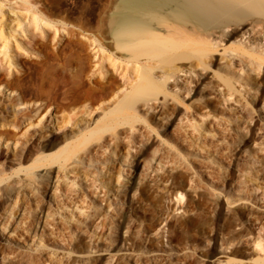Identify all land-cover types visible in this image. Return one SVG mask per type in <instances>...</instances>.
I'll return each mask as SVG.
<instances>
[{"label":"rangeland","instance_id":"rangeland-1","mask_svg":"<svg viewBox=\"0 0 264 264\" xmlns=\"http://www.w3.org/2000/svg\"><path fill=\"white\" fill-rule=\"evenodd\" d=\"M29 6L41 18L52 21L51 24L54 28L50 29V33L55 30L56 35L54 38L52 34L48 38L47 30L43 27L42 23L39 25V31L33 32L28 28L27 21L23 20L25 13L24 11L22 12V7L29 8ZM21 12L24 13L22 16ZM117 12L118 0H0V30L2 29V32L0 31L2 33V35L0 33V45L1 37L3 36L10 43L9 48L5 51L6 56H9L8 58L1 53L3 49L0 47V264H136V261L139 259V257L137 259V256L141 254L140 257L145 262L147 259L150 264H180L183 261L186 264H241L240 262L242 264H254L258 262L264 256V252H259V249L253 244L255 242L254 239H256V242L259 239L260 243L264 245V153H261L262 155L259 154L263 152L259 149L264 145V135H262V132L264 134V62H262L264 60V49H262L264 48V24L262 25L263 27L261 26L263 29L261 27H259L260 29L258 28L259 31L258 29H251L250 20L256 19L255 14L244 19L242 26H239L240 29L237 27V30H235V27L231 30V32L234 30L232 34L228 31L231 35L227 32L224 34H228L229 36L223 35L220 37L221 43L218 44L216 51L212 52L213 54L211 53L212 60L208 69L202 71L200 68L196 69V73L198 76H201V79H199L200 82H197L196 85H194L195 83L189 85L190 89L193 90L189 98H177L179 104H183L182 107L177 106L176 108L175 102H171L172 104L170 103L171 105L168 104L167 106V109L169 106L171 108L169 112L174 109L175 114H180L178 117H183L184 113H187L188 117L192 119V114L196 111L195 120L193 118L192 123L195 122V125L199 123L197 125L199 130L190 127H183V129L178 124L161 131L158 126V118L156 120L147 119L146 122L138 121L134 123L136 129H139V132L136 131L134 133V139L137 142L136 146L138 147L139 143H143V141V144L147 145L146 150H142L141 145L138 147L139 150L137 148V151H140L141 148L138 155L140 161H143L141 166L142 164L144 167L148 166L154 157H160L162 161L166 162L163 174L161 171L151 172L154 173L151 175L152 177L156 173L155 179L158 177V181L155 179L154 181L150 180V172H147V169L133 172V169L126 167L127 163L123 161V158H125L127 148L125 149L123 143H120L122 145H118V158L113 159L115 169L113 167L111 171L108 170V172L104 173L91 172L94 174H91V176H97L98 179L101 177L103 182L109 185L107 188L109 191L105 189L104 191L107 192L109 199L106 198L113 206L111 205L110 209L107 208V204L105 203L102 204V207L91 206L93 208L98 207L100 209L99 212H104H101L102 214L112 212V207L117 208L121 206L122 200H124V206L127 205L125 203L127 195H124L125 193H123L122 189L124 187L122 186H126L127 183L129 184V181L126 182L127 178L130 180L135 174L138 176L140 181L136 185V187L138 186V190H134L136 193H134V197L129 198L131 203L128 209H126L129 211H127L129 221H133L132 223H134L130 224L135 232V239L141 235V238H139L140 241H143L140 242L139 238L137 239V242L140 244H138L137 250L127 249L118 251V232H115V235H107L108 229L104 227V240L100 241L96 236L92 238L93 236L89 233V230L88 232L86 231L88 228H84L80 224V222L82 223V218H77L74 212L72 213V220L70 219L68 212L70 209H67L66 212L65 210H56L53 207V197L49 191V186H45V181L39 177L41 173H44L42 172L44 169L32 170L34 177L31 179L25 177L24 174L26 172H15L20 167L24 168L32 163L31 160L42 151L38 148V145L40 147V143H44V140L60 141L64 135L75 137L79 135V131H85L95 125L94 121L100 117L99 115H101L103 106L108 104L105 102L100 107L101 87L99 86L102 83L106 85L104 88L108 89L111 86L110 84L117 83L116 80L118 79V85L115 84L118 86V93L124 91V88L126 89V83L122 84L124 83V79L120 75V70L115 72L108 62L104 63L105 66L107 65L112 68H108V71L103 70L101 75H104H99L98 71L95 70L96 66L98 68V54H101L96 53L100 51L98 46L96 47L97 41L101 39L100 37L104 36L107 38H102L107 43L106 47H103L105 50L104 54L107 55L109 53L112 55L111 53H113V46L108 43L107 34L112 25L110 21L111 16ZM16 22L20 25V28ZM68 29L74 30L75 35L66 34V30ZM230 29L229 27L228 30ZM262 30L263 32L261 33L260 31ZM80 31L83 32L79 33ZM244 31L247 33L244 34V38L247 37L245 41L242 39L244 46L240 45L246 48L240 49V46L237 45L239 41L236 43V40H239V35L241 37ZM237 35L238 37H236ZM96 39L98 40L96 41ZM248 39L250 41L247 42ZM257 45L260 46L258 47ZM224 49H237L240 51V55L231 52L226 53V55L223 53ZM246 54L252 58L247 57L248 55L246 56ZM258 58L262 59V61L258 60ZM231 59L234 61L232 62ZM8 60L9 62H7ZM259 61L261 62L259 69L261 71L260 73L259 71L255 73L254 70L257 69L256 62ZM187 62L182 65H180L181 63H177V66L187 68L190 63L188 62L187 64ZM253 62L255 63L253 64ZM110 74L116 80L112 79ZM130 74L132 75L131 71ZM78 75L81 78L77 77L76 79L75 76ZM130 77L133 79L132 76ZM224 77L225 79L230 77L232 82L235 80L233 85L237 81L233 89L237 90L232 92L234 94L231 93L233 97L231 95L230 97H227L228 95L225 96L227 94L226 88L223 91V88L219 87L223 85V82L220 80ZM94 78L96 81L99 80L101 82L99 86H96L98 83L94 82ZM238 82H242L241 85L243 84L242 86L244 87L240 86L239 88L238 84L240 83ZM97 88L100 90L98 91ZM218 89H221L222 91H220L225 94L221 92L218 94ZM97 91L100 93H97ZM224 97L229 98V103L225 105L226 107L221 104V99H224ZM180 101L182 102L180 103ZM87 102H90L89 105L93 102L94 105L92 103L91 106L96 108L93 109L95 111L89 115L90 117L82 114L84 109H86L83 108L84 105L85 107L88 105L86 104ZM183 106H187L189 111L183 113V109L181 108H187ZM82 108L83 111L81 112ZM174 111L172 112L174 113ZM74 112H76L75 115ZM96 112L99 114H96ZM92 114L93 117H91ZM238 114L239 116H237ZM65 115L68 119L70 118V121L68 124L67 122L64 123L65 126L62 128V121L67 119ZM216 115H218L217 118ZM201 116L204 117L201 118ZM211 116H214V120H212L213 117ZM14 117L16 120L11 122V120H14L12 119ZM60 117L64 119H60L62 120L61 122L57 120ZM4 118L6 122H4ZM216 119L217 123L214 122ZM208 121L214 123H209ZM248 122L250 126H247ZM74 123L76 124L74 125ZM260 124H263L262 127H260ZM141 125L145 127L141 128ZM122 128H129V126L119 127V129ZM188 128L189 130H187ZM245 128H253V132L262 128V132H256L257 136L260 137L256 135L249 137V134H246ZM142 129L145 131L148 129V132H142ZM158 130L161 132L159 133ZM194 130L197 133H193ZM123 131L128 133L126 132L128 131L127 129ZM73 133H76L75 136ZM140 133L141 136H139ZM181 135L187 138V140ZM142 136L145 140L141 139ZM196 138L198 139L195 140ZM35 149H37V152H35ZM25 150H27L28 154ZM43 151L42 153L44 154L52 152L48 149ZM31 153L35 156H32ZM73 161L79 162L77 158L73 159ZM176 161L182 164L176 163ZM86 163L85 159L81 163V166L82 164L84 165L82 166L84 171ZM122 164H124V168ZM81 166V170L79 169L80 172H78V177L80 176L78 182L85 176V172H82ZM55 170H57V167ZM121 170H124V172H120ZM58 173L59 180H65L64 184L69 183L74 178V173ZM96 173L97 175H95ZM119 173L123 175L119 177L121 182L119 181L118 184L121 183V185L116 184V177ZM35 174L40 175H37V178H35ZM172 175H176V178L172 179ZM2 178L4 181H2ZM148 179L149 182L147 181ZM61 181L60 184L62 183ZM232 182H234V185H232ZM76 185L75 189H80L78 184ZM175 186L185 188L184 194L186 196L179 202L177 201V197L180 198V196H172L171 190L173 191L172 188ZM98 200L94 199L97 202L96 205H99ZM132 203L133 205H131ZM185 204L191 205V209L187 208L184 210ZM40 206L43 208L45 206V209H48L47 211L50 212L48 213L50 216L46 219L45 224L47 225H45L46 228L44 229L38 226L40 224ZM137 209L140 210L138 211ZM144 209L148 215H144L146 214ZM149 210H153L152 213ZM107 213L104 215L106 223L108 222ZM188 214L193 216V221L188 223L187 229L185 227L178 229L180 233L184 230V235L182 234L181 236L178 233V237H174L176 233L173 232L171 234L166 227L161 233L162 227L168 221L172 223L179 217L183 219L184 217L185 219L191 217ZM51 215H54L53 220ZM162 218L165 221L159 227L160 231H158L160 234L157 235L159 237H155L158 241L154 239L155 242H152L151 247H149L150 250L146 254V249L141 248V245L146 247L147 241L154 235L152 233V236L148 235L147 237L145 231L151 234L152 228ZM194 218H196L197 222H195ZM148 222H151L154 226L152 225V228H150L151 225ZM81 227L83 230H81ZM76 230H79L80 233ZM122 232L120 235L123 234ZM173 234L175 239L172 241L167 240ZM233 256L234 258H232ZM186 257L188 260L191 259L188 261ZM229 257L233 260L228 259ZM258 257L261 258L255 262L254 259ZM149 262L146 263L149 264Z\"/></svg>","mask_w":264,"mask_h":264},{"label":"bare ground","instance_id":"bare-ground-1","mask_svg":"<svg viewBox=\"0 0 264 264\" xmlns=\"http://www.w3.org/2000/svg\"><path fill=\"white\" fill-rule=\"evenodd\" d=\"M25 3L28 4V2H26V1H25ZM22 8H23L22 12L24 11V13H25V16H23V20L27 21L26 22L27 26L29 29H31V31H33V32L39 31L40 30L39 25H40V23H42L43 27H45L47 30L48 38H50L49 36L51 34H52L53 38L55 37V35H56L55 30L52 31L53 33L55 32L54 34L52 32L50 33V29L54 28V26L51 24L52 21L41 18V16L37 15V13L34 10H31L30 6H29V8L28 7H22ZM22 12H21V16L24 14ZM252 14L256 15V17H255L256 19L250 20L251 25L250 24L249 25L251 26V29L255 30L264 24V0H118V12L115 14H112L111 20H110L112 25L110 27V30L108 31V34H107L108 35V43L113 46V48H112L113 53H111L112 52L111 51L110 53L112 55H110L109 53L107 55L104 54L105 50L103 49V47H106V45H107V43H105V41H104L105 39L102 40V38L104 36L100 37L101 39H99V40L96 39V41L98 40L96 47L98 46V48L101 51V52L97 51L96 53H101L100 54L101 56L98 54V56H99L98 57V68H96L97 67L96 66L95 70L98 71L99 75H101V73H103V70L108 71V68H112V67L115 70V72L117 70H120V75H121L122 79H124V83H122V84L124 85L126 83V85H127L126 89L124 88V91H122V92L120 91V93H118V89H117L118 84L117 83L119 81H118V79L116 80L112 77L113 73L110 74V77H112V79L116 80L117 83L115 82L113 84L114 86L112 84H110L111 86H109L108 89L104 88V86L106 87L105 84L103 85V83H102L100 85L99 83H101V82H99V80L96 81V79L94 78L95 79L94 82L98 83V85H96V86L100 85L99 87H101V90L99 88H97L98 91L99 90L101 91L100 107L103 106L101 104H103L105 102L108 103V104L103 106V110L101 109L102 112H101V115H99L100 117L94 121L95 125L93 124L94 126H92V128L90 127L89 129H87L85 127L87 129L85 131H82L81 129H79L81 131H79V133H78L79 135L77 134L78 136H75L76 133L75 134L73 133L75 137H71L70 135H64L61 138V140L59 139L60 141H58V140L57 141L44 140L45 142L40 143L41 146L39 147V145H38V148H40L42 151L48 149L49 151L51 150L52 152L48 153V154H44L41 151L35 158H33V160H31L32 163L30 165L28 164L29 166L24 167V168L20 167L17 171H15V170L14 171L15 172H21V171L26 172V174H24L25 177L26 178L28 177L29 179H31L34 177V174H33L34 172L32 170H36V169L40 170L41 168H42V170L44 169L45 171L41 170L44 173L43 174L41 173V175L35 174L36 175L35 178H37V175H40L39 177H41L42 180L45 181V184L44 183L43 184L45 186H49V191L53 197V199H52L53 207H55L56 210H61V211L65 210V212H66L67 209H70V210H68L69 215H70V219L72 220V213L74 212L75 216H77V218H82V223L80 222V224H82L84 226V228L85 227L88 228L87 230L86 229L85 230L87 232L89 230V233L93 236L92 238H94V236H96L98 239H100V241L104 240V232H103L104 227H107V229H108L107 235H112L115 232L116 233L118 232V251L127 250V249H132L133 251L137 250L138 244H139L137 242V239L141 235L139 234L140 236L137 237V239H135V235H134L135 232H134L132 225H131L134 223H132L133 222L132 220H131L132 222L129 221V219H128L129 214H127L128 210H126V209H128V206L131 203V201H129V198H131L132 196L134 197V193H136V192H134V190H136V191L138 190V186L136 187V185H138V183L140 182L138 176L135 174L134 176H132V178L130 180H128V178H127L126 182L129 181V184L127 183V185L125 184L126 186H122V187H124V188H122L123 193H125L124 195H127V200H125V203L127 205L124 206L125 205L124 200H122L121 206H118L117 208L112 207V209H113V210H111L112 212H110V213L106 212L107 213L106 217H108L107 218L108 222L106 223V220L104 221V218H105L104 215L106 213L102 214L104 212H102V211H101L102 213L99 212L100 209L98 207H102V204L105 203V204H107V208H109V207L111 208L112 203H110L108 201L109 197H107V192L104 191V189L109 191V189H107L109 185H108V183L103 182V179L101 177H100V179H98L97 176L94 177V176H91V174L94 172H103L104 173V172H108V170L111 171V169H113V167H114V169L116 168L115 164L113 166V159L116 157L118 158V155H117V153H119L118 145H122L120 143H123L125 145V146L123 145L125 147V149L127 148V150H126L127 153L125 152L126 154H125V158H123V161L125 163H127L126 164L127 168L133 169L132 170L133 172H136V170L144 171L145 169H147V172H150L149 178H150V180H153V181L156 178L155 177L156 173H155V176L152 177L151 175L154 173H151V172H158V171H161V173L164 172V167H165L164 165L166 162L162 161V158H160V157H154L152 162L148 166L144 167L143 164L141 166V163L143 161L141 162L139 157H138V155L141 151V148H140V151H137V148L141 145L140 147L143 148L142 150H146L147 145L143 144L144 143V141H143V143H141V142L139 143L138 147L136 146L137 142L134 139V135H135L134 133L136 131L139 132V129L138 130L136 129L134 123L138 122V121L146 122L147 119L148 120H151V119L156 120L158 118L157 119L159 121L158 126L160 127L161 131H164V130H166L170 127L176 126L178 124L181 126V128L190 127L192 129H195V130L198 129L199 130V128L197 127V125L199 123L197 122L198 123L197 125H195L196 124L195 122H193L194 124L192 123V119L195 117V113H197L196 111L194 113L192 112L193 116L191 119L188 117L187 113L186 114L184 113V112L189 111L188 107L183 106L185 108L187 107L186 108L187 110L184 108H181V109H183L182 112L184 113V116L178 117V115H180V114H178V115L175 114L174 109L172 110V111H174V113L172 111L169 112L170 111L169 109H171V108H169L170 107L169 106L167 109V106L171 102H175L176 108H177V106L182 107V105H183L181 103L182 101H180V103H181V105H180L179 101H177V98H189V95H191L190 93L193 92V90L190 89L189 85H191L192 83H195L194 85H196L197 82H200L199 79H201L200 78L201 76L200 75L198 76V74L196 73V69L200 68L201 71L208 69L210 62L212 60L211 59V53L215 52L218 44L221 43L220 37L223 35L229 36L228 34H230V33L228 31L231 32V30L234 29L235 27H236L235 30H237V27H238V29H240L239 26H242V24L244 23V19L252 16ZM14 23H15V21H14ZM245 23H246V21H245ZM15 26H16V24H15ZM17 26L20 28V25L18 23H17ZM229 27L231 28L230 30H228ZM245 27H246V25H245ZM262 27H261V29H263ZM259 29H258V31H259ZM0 31L2 32V29ZM233 31L231 32V34L233 33ZM242 31H240V32H242ZM247 31H248V29H247ZM82 32L83 31H80L79 33H82ZM227 32H228V34H224ZM260 32L262 33L263 30ZM248 33H249V31H248ZM66 34L74 36L75 32H74V30L68 29V30H66ZM244 34H247L246 31L243 32L241 37H240V35H239V37H238V35L236 36L239 38V40H236V43H237V41H239V44H237V45L240 46L239 47L240 49L246 48V47H243L244 45L242 44V43H244V41L246 40L245 38L247 37L246 36L244 38ZM1 35H2V33H1ZM233 36H234V34H233ZM3 37H1V45H0V47L3 49V51H1V50L0 51L2 54H4L6 56L5 51L7 50V48H9L10 43H8L6 37L5 38H3ZM254 37H256V36H254ZM262 37H261V39H262ZM104 38H106V37H104ZM257 38H259V37L257 36ZM257 38H255V39H257ZM242 39H244V41H242ZM89 40H90V38H89ZM262 40H261V43H262ZM248 41H250V40L248 39L247 42ZM259 41H258V44H259ZM263 43H264V41H263ZM240 44H242L243 46ZM252 44H253V42H252ZM257 46L259 47L260 45H257ZM234 47H235V45H234ZM254 47H253V49H255ZM258 47H256V48L258 49ZM247 49H249V48H247ZM262 49H264V48H262ZM228 52L240 55V53H239L240 51H238L237 49H228V50L224 49L223 50L224 54H226ZM241 52L243 53V51H241ZM116 53H118V54L114 55ZM252 53H254V52H252ZM248 54L250 55V53H248ZM248 54H246V56ZM249 55L247 57L252 58ZM259 55H260V53H259ZM114 56H116V57H114ZM8 57L6 56V58H8ZM254 58H255V56H254ZM258 60L262 61V59H259V58H258ZM185 61L190 62L189 66L188 67L186 66L187 68H184L182 66H177V63L178 64L181 63L180 65H182L183 63H186ZM231 61H232V59H231ZM7 62H9V60ZM105 62H108L109 65H111L112 67H110V66L108 67L107 65L105 66V64H104ZM188 62H187V64H188ZM262 62H264V60ZM254 63L255 62H253V64ZM256 63H257V69H256L257 71L256 70H254V71H255V73L258 71L260 73L261 70H259V69L261 67L260 66L261 62L259 61ZM120 64H122V65H120ZM128 66H130V67H128ZM130 71H131L132 75L130 74ZM92 74H94V73H92ZM102 75H104V74H102ZM130 76H132L133 79H131ZM77 77L81 78L80 75L75 76L76 79H77ZM219 77H221V76H219ZM109 79H111V78H109ZM219 79H221V78H219ZM114 80H112V81H114ZM80 81H81V79H80ZM220 81L223 82V85L221 83L222 86H219V87L220 88L222 87L223 91L226 88L225 91L227 92V94L225 96L228 95L227 97H230V95L232 96V94H234L232 92L237 90V89L233 90L234 85L237 84V81L233 85V82L235 80L232 82L230 77L229 78L227 77V79H225V77H224ZM238 83H240V82H238ZM241 83L238 84L239 88H240V86L244 87V86H242L243 84L241 85ZM115 84H117V85H115ZM102 85H103V87H102ZM244 85H245V83H244ZM221 89H218L219 90V91H217L218 94H220V92L222 91ZM98 91H97V93H100ZM237 92H239V91H237ZM215 93H216V91H215ZM221 93L225 94L224 92H221ZM222 94H221V96H222ZM94 95H95V93H94ZM216 97H218V96H216ZM213 99H215V98L213 97ZM221 100H222L221 104L223 106H225L227 103H229V98L224 97V99H221ZM218 101H219V99H218ZM206 102H207V100H206ZM232 102H233V100H232ZM89 103L88 102L86 103V104H88L86 107L84 104H83L84 107L81 105L83 108H86V109H84V111H83V108H82V110L79 109V110H81V112L83 111V113H82L83 115L89 116L92 112L95 111L93 109H96V108H94V106H91V104L93 102L90 105H89ZM174 104H173V106H174ZM233 104H236V103H233ZM93 105H94V103H93ZM237 105H238V102H237ZM245 106L247 107V105H245ZM142 112H143V114H142ZM182 112H181V114H182ZM75 114H76V112H74V115ZM78 114H79V112H78ZM96 114H99V113L96 112ZM217 116L218 115H216V118H217ZM237 116H239V114ZM61 117L57 120L59 121L60 119H62ZM74 117H73V119H74ZM91 117H93V114ZM196 117H197V115H196ZM203 117L204 116H201V118H203ZM211 117H213L212 120H214V116H211ZM63 118H65V117H63ZM12 119H14V120L10 119L11 122L16 120L15 117ZM233 119H235V118H233ZM233 119H231V120H233ZM3 120H5V118ZM62 120H64V119H62ZM62 120H60V122ZM194 120H195V118H194ZM69 121H70V118L68 119V117L65 121H62L63 122V125H61L62 128H63V126H65L64 123L67 122V124H68ZM1 122H2V120H1ZM4 122H6V120ZM60 122H58V123H60ZM208 122L211 123L212 121L211 122L208 121ZM214 122L217 123V119ZM214 122H212V123H214ZM58 123H57V125L60 126ZM6 124H8V123H6ZM19 124H20V122H19ZM75 124L76 123H74V125ZM82 124H84V123H82ZM262 125L263 124H260V127H262ZM121 126H125V127L129 126V128L119 129V127H121ZM247 126H250L249 122H248ZM142 127H145V126L141 125V128ZM148 128H150V127H148ZM124 129H127L128 131H126V132H128V133H125V131H123ZM192 129H190V130L192 131ZM252 129H246V131L249 132V133L246 132V134H249V137H251L252 135L257 136L258 135L257 133H259L262 130V128H259L258 130H256V132H257L256 133L255 131L253 132ZM263 129H264V126H263ZM147 130L146 131L143 130L142 132H148ZM187 130H189V128ZM195 130L193 131V133L195 132ZM243 130H244V128H243ZM123 132H124V134H123ZM149 132H151V134H152L151 130H149ZM158 132H159V130H158ZM172 132H173V130H172ZM185 132H187V131L185 130ZM195 133H197V132H195ZM66 134H68V133H66ZM182 134H184V133H182ZM137 135H139V134H137ZM152 135H154V134H152ZM262 135H264L263 132H262ZM262 135H261V139L263 138ZM139 136H141V133ZM136 137H138V136H136ZM182 137H184V136H182ZM192 137L195 138L194 136H192ZM204 137H205V135H204ZM257 137H260V136H257ZM175 138H177V137H175ZM243 138H244V136H243ZM246 138H248V137L246 136ZM136 139H138V138H136ZM141 139H144L143 136ZM141 139L139 138V140H141ZM185 139L187 140V138H185ZM197 139L198 138H196L195 140H197ZM240 141H241V139H240ZM194 142H196V141H194ZM255 142H254V144H255ZM62 143H65V144H62ZM161 143H163V142H161ZM60 144H62V146H60ZM259 146H260V144H259ZM35 150H36L35 152H37V149H35ZM138 150H139V148H138ZM259 150L263 151V152H260L259 154H261V153L263 154L264 153V145H262ZM25 151L27 152V150H25ZM21 153H25V152H21ZM33 153H31L32 156H35V155H33ZM159 153H158V155H159ZM241 153H242V151H241ZM27 154H28V152H27ZM155 154H157V153H155ZM174 154H176V153H174ZM29 155H30V153H29ZM24 156H26V155L24 154ZM174 157H176V156H174ZM75 158H77L79 160V162L73 161V159L75 160ZM84 159L87 162L86 166H85V171L82 168V166H84V165L82 164V166H81V163L83 162ZM168 160H167V162H168ZM178 162L176 161V163H178ZM179 163H181V162H179ZM122 165L124 168V164H122ZM80 166L82 168V172H85L84 173L85 176H83V178L80 180V182H78L79 177H80V176L78 177V172H80V170H81ZM262 166H263V164H262ZM56 167H57V170H55ZM119 168H121V167L119 166ZM182 168H180V169H182ZM58 172H60V173L61 172L62 173L63 172H65V173L70 172L71 174L74 173V178L69 183L64 184L63 182L65 180L64 179H62L64 181L59 180V176H58L59 173ZM86 172H88V173H86ZM120 172H124V170H121ZM92 175H94V174H92ZM95 175H97V173ZM100 175H98V176H100ZM181 175H183V174H181ZM120 176H123V175L119 173V175L116 177V184L117 185H121V183L118 184L120 181V179H119ZM142 177H143V175H142ZM168 177H169V175H168ZM61 178H63V177H61ZM144 178H145V176H144ZM175 178H176V175L175 176L172 175V179H175ZM157 179H158V177H157ZM157 179H155V180L158 181ZM105 180L107 181V179H105ZM2 181H4V179ZM60 181L62 182L61 184H63L64 186L63 185L61 186ZM147 181L149 182V179ZM39 183H40V181H39ZM232 183H233L232 185H234V182H232ZM76 184H78V187H80V189H77V190L75 189V186H77ZM140 186H141V184H140ZM143 186H144V184H143ZM63 187H65V188H63ZM141 187H139V188H141ZM172 189H173V191L171 190L172 196L173 195L176 197H177V195L180 196V198L177 197L178 202L181 201L182 198L186 196L184 194V191H185L184 187L175 186ZM126 192H127V194H126ZM94 199H99L98 200L99 205H96L97 202L94 201ZM131 205H133V203ZM91 206H94V207L98 206L97 207L98 209L93 208ZM190 207H191V205L188 206V204H185L183 209L185 210V209L190 208ZM138 208L141 209L142 207H138ZM140 209H137V210L139 211ZM47 210L48 209H45V206H44V208L40 206V210H39L40 224L38 225L39 228H42V227H43V229L46 228L45 227V225H47V224H45L46 219H47V217L50 216V215H48V213H50V212ZM134 210H135V208H134ZM177 210H178V208H177ZM184 210H183V212H184ZM149 211H151V210H149ZM152 211H151V213H152ZM196 211H198V210H196ZM144 212L146 213L145 209H144ZM134 213H135V211H134ZM51 214H53V213H51ZM149 214H150V212H149ZM144 215H148V214L146 213ZM51 216H52L51 218L53 220L54 215H51ZM101 216H102V218H101ZM172 216H174V215H172ZM189 216H191V217H188L186 219L184 216H183L184 219L182 217L178 216L179 218L176 219L175 221L172 217V220L174 222L171 223V221H168L166 224L164 223L165 225H164V227H162L161 233H162V230H164L166 227V229L168 231H170L171 234L173 232L176 233L175 236H174V234L170 235L172 237L167 239V240H170V241L174 240L175 239L174 237H178L177 235H178V233H180V232H178V229L182 228V227H185L187 229L188 223L193 221V219H192L193 216L192 215H189ZM60 217H62V216H60ZM114 217L117 219L116 221H115ZM158 218H159V216H158ZM44 219H45V221H44ZM194 219L196 220V218H194ZM71 220H69V221H71ZM159 221L160 222L157 223V225H155V226L153 224H151V222L150 223L148 222V224L151 225L150 228H152V225L154 226V228H152L151 234H149L147 231H145L146 235H147V237H148V235L152 236V233H153L154 236L152 238H150V236H149L150 240L148 238L149 241H147L148 244L146 247L145 246L143 247L141 245V248L146 249V251H147L146 254H148V252L150 250L149 247H151L150 245H152V242L153 241L155 242V240L157 239V238L155 239V237L158 234H160L159 233V231H160L159 227H160L161 223H163V221H165V220H163V218H162L161 220L159 219ZM195 222H197V220ZM202 224L204 225V223H202ZM4 228H5V226H4ZM81 230H83V228ZM68 231H69V229H68ZM76 231H78V233H80L79 230H76ZM183 231H181V233H180L181 236L184 233ZM121 232L123 233L122 235H120ZM81 235H82V232H81ZM70 236H71V234H70ZM147 237H146V240H147ZM157 237H159V236H157ZM90 238H91V236H90ZM140 238H139V241H140ZM254 240H255V242H254ZM254 240H253V242H254L253 244L256 246V248L259 249V252H261V253L264 252L263 251L264 245H262L260 243L259 239L257 242H256V239H254ZM156 241H158V240H156ZM177 242H179V241H177ZM168 243H169V241H168ZM174 243H176V242H174ZM168 245H170V244H168ZM254 245H253V247H255ZM133 253H135V252H133ZM140 253H142V252H140ZM232 253H233V251H232ZM140 256L139 255L137 256V259H138V257H139V259L138 260L136 259L137 260L136 264H147L146 262H149V261H147V259L145 262L143 260V258H141ZM155 256L157 257V255H155ZM262 257L263 258H261V257L255 258L254 259L255 262H256V260L258 261V259H260V258L261 259L254 264H264V256H262ZM232 258H234V256ZM232 258L229 257L228 259L233 260ZM159 259L161 260V258H159ZM228 259H227V261H228ZM186 260H188L187 257H186ZM155 261H157V260H155ZM236 261H238V260H236ZM231 263H233V262H231ZM237 263H239V261ZM240 263L242 264V262H240ZM122 264H124V263H122ZM149 264H150V262H149ZM177 264H179V263H177ZM180 264H186V263L183 261ZM226 264H228V263H226Z\"/></svg>","mask_w":264,"mask_h":264}]
</instances>
